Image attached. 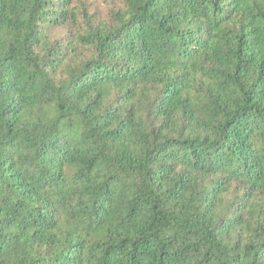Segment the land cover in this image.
<instances>
[{
    "label": "trees",
    "instance_id": "trees-1",
    "mask_svg": "<svg viewBox=\"0 0 264 264\" xmlns=\"http://www.w3.org/2000/svg\"><path fill=\"white\" fill-rule=\"evenodd\" d=\"M0 264H264V0H0Z\"/></svg>",
    "mask_w": 264,
    "mask_h": 264
}]
</instances>
